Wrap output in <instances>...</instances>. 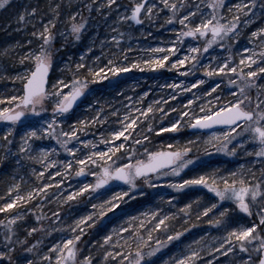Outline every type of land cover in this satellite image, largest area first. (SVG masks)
Instances as JSON below:
<instances>
[{
    "label": "snow or ice",
    "instance_id": "obj_1",
    "mask_svg": "<svg viewBox=\"0 0 264 264\" xmlns=\"http://www.w3.org/2000/svg\"><path fill=\"white\" fill-rule=\"evenodd\" d=\"M9 3L10 0H0V9ZM62 4L63 0L50 3V17L48 13L40 10L39 5L27 6L18 13L17 23L26 25L31 20H38L41 26L31 33L38 38L35 47H28L26 52L19 55L18 62L27 63L24 71L8 75L6 69L0 70V78L6 76L20 82L14 94L0 95V122L5 124L0 129V163L11 159L17 169L25 167V161L38 163L41 165L39 170L31 169L36 180L43 181L44 173L52 169L49 180L55 176L57 179L54 183L58 187L64 185L65 180L71 179L73 175L83 178V182L68 191L61 200L85 204L89 210L78 215L71 224L63 225L59 230V237L45 244V237L57 229L46 232L43 223L30 226L25 220L24 212L12 213L9 210L19 208L20 205H29L36 196L46 198L48 193L45 190H50L52 185L45 182L42 187L36 185L24 191L23 174L17 172V175H21V181L17 182L13 175V182L0 195V213L5 215L4 219H0V225L3 226V234L0 235V258L6 259L7 264H94L91 251L88 255L83 254V243L102 248L101 254L105 262H110L111 258V262L115 264H153L151 258L161 248L173 240H178L188 231V228L173 230L172 221L177 216L183 215L187 221L195 215L199 221L201 217L207 218L211 213L212 219H207V223L222 226L224 235L212 237L215 244L210 241L206 246H201L204 237L193 240L178 254L165 260L164 264H201L202 254L207 255L209 250L217 254L213 255V260L218 255L227 257L229 253L235 257L237 247L241 253L246 254L245 257L239 261L232 259L228 264H264V83L259 82L264 80V27L250 33L253 43L255 38H260L261 45L243 48V52L248 55L242 56L238 63L231 51L227 52L226 58L213 56L215 66L211 61L208 64L202 63L204 54L209 53L213 45L226 51L232 47L231 41L240 38L241 23L247 25L251 22L249 14L254 17L257 7L264 12V0H239L234 8H229V12L235 13L231 16L222 11L225 0H207L206 4L204 0L199 3L193 0H160L159 3L156 0H130L125 11L118 13L117 18L108 25L112 34L106 40L115 42V46L120 48V41L125 38L123 26H132V22L139 25L144 20L152 22L153 18H163L165 24L171 25L178 21L181 25L170 28V31L177 33L174 36L175 42L157 45L150 50L149 59L137 60L125 66L123 62L127 61V55L120 62L114 53H110L112 59H108L106 64L102 62L103 53L101 56H93L92 63L89 64L87 54L93 52V41L80 53L78 60L72 61L69 57L65 62L64 66L71 70V75L62 71L53 79L50 72L57 63V37L67 34L73 41L78 42L89 24V18L76 10L67 16L68 26L63 31L55 30L61 16ZM86 7L89 13L94 7L98 11L108 9L103 11V15L110 17L111 10L119 9L121 5L117 0H99L98 4L89 2ZM241 14L246 17L243 21ZM35 27L33 24V28ZM185 38L194 39L190 41ZM67 43L65 41L60 47H66ZM25 44L32 45L33 40L28 39ZM181 46H186L187 52H181ZM122 51L128 53L130 50L124 48ZM176 53H181L180 58L169 60ZM12 54L8 48L0 53L9 57ZM142 65L152 69L171 67L189 75L199 66L207 77L219 76L221 83L224 76H229L227 84L234 86L235 92L228 90L230 99L212 95L215 105L206 99L203 106L194 105L199 97L193 95L192 99H187V105L199 107L198 113L187 107L181 108L179 112L171 106L165 109L166 101L163 97L146 107L133 106L125 109L123 113L113 110L111 116L115 117V126L108 127L113 124V120L103 108L95 107L100 101L93 99L87 102L85 99L93 93L91 85ZM182 65L189 67L182 68ZM252 65H256L254 70ZM204 82L196 79L185 87V81L180 80L169 87L176 89L179 94ZM219 87V84L215 85V88ZM215 88L205 95L214 93ZM252 89H256L255 98ZM146 96L148 92H143L142 97ZM168 99L174 100L175 97L170 94ZM81 102L92 114L73 117ZM137 103L142 104V99L137 100ZM107 107L112 106L109 104ZM157 113L160 119L168 117L167 122L158 123ZM169 113H172L170 117ZM45 115L47 118H44ZM102 124L106 126V131L98 132L97 140L81 139L82 134ZM20 125L23 127L22 131H18ZM214 125L224 126L225 129L212 133L210 137V140L222 141L218 151L235 155L240 148L246 155L259 158L261 168L240 165L238 170L224 174L213 169L211 172H201L185 178L180 173L197 160V157L189 156L192 141H185L184 144L178 141L166 145L161 143L155 150L145 146L150 144L153 133L158 136L161 133H179L184 127L205 129ZM45 140L55 143L43 147L40 142ZM98 144L101 147L98 148ZM229 145L233 146L230 148ZM246 145L251 147H245ZM61 151L72 158L63 161L54 159ZM54 166H60V171H56ZM88 176L93 179L88 180ZM154 181L178 192L194 187H202L207 192L191 198L176 213L164 214L160 207L144 213L145 218H151L150 230L146 223L136 224L134 221L137 217L129 216L126 226L125 222L113 226L103 235L102 240H82L92 230L100 229L108 220L107 213L117 209L126 199L145 196L143 185L153 188L156 186ZM158 199L163 200V197ZM174 199L169 196V203ZM32 211L34 209L29 206L27 212ZM57 212L62 210L58 208ZM53 217L60 220L57 213H53ZM35 220L41 221L42 214L36 215ZM18 221L21 222L20 225L17 224ZM192 226L189 224V227ZM159 230H163V239L158 235ZM38 232L41 236L37 238L35 234ZM119 233H124V236H119ZM154 233L157 235L154 236ZM149 241H154L155 247ZM194 244L197 247H193ZM204 264H211V261Z\"/></svg>",
    "mask_w": 264,
    "mask_h": 264
},
{
    "label": "rangeland",
    "instance_id": "obj_2",
    "mask_svg": "<svg viewBox=\"0 0 264 264\" xmlns=\"http://www.w3.org/2000/svg\"><path fill=\"white\" fill-rule=\"evenodd\" d=\"M52 2H55V0H10L8 6L0 9V53H3L5 48H8L13 53L11 57L0 55V70L6 69L8 71V75L23 72L27 63L20 64L18 62L19 55L26 52L28 47H35V44L38 41V38L32 36L31 33L40 28L41 25L39 21L31 20L26 25L17 23L18 13L22 12L27 6L39 5L40 10L48 13V17H50L51 13L48 12V8ZM89 2L98 4L99 0H70V2L69 0H63L61 16L56 24L55 30L63 31V29L68 26L67 16L72 11L76 10L81 11L84 17L89 18V24L87 29L83 32L82 39L78 42L73 41L67 36V34H65L64 37H57L55 43L56 47L59 49V53L57 56V63L51 71L50 77L53 79L61 74L62 71L66 75H71V70L64 66L65 62L69 60V57H71L72 61L78 60L80 53L84 51L87 46L91 45L93 41L95 42L93 52L87 54L89 64L92 63L91 58L93 56H101L102 53V62L106 64L108 59H112V55H110V53H114L119 58L120 62H123V56L127 55V61L123 62L124 65L127 66V64H131L137 60L149 59L151 54L150 50L157 45H166L170 41L175 42L174 36L177 35V33L170 31V28L181 27L178 21L173 22L171 25L165 24V20L163 18H153L152 22L144 20L143 24L139 25H125L122 29L124 31L125 38L120 41V48H117L115 46V42L105 39L106 37H110L112 34L109 32L108 25L111 24L112 20L117 18L118 13L125 11L130 3V0H117V3H119L121 7L119 9L111 10L110 17H105L103 15V11H108V9L98 11L96 7H94L91 13H89L86 7ZM156 2L159 3L160 0H156ZM193 2L199 3L200 0H193ZM204 2L206 4L207 0H204ZM238 2L239 0H225V7L222 11L228 13V16L234 15V12H229V8H234L235 4ZM255 13L256 15L254 17L249 14V17H251L250 23L247 25L241 23L240 38L238 40L233 39L231 41L232 47L230 49L226 51L225 49H220L216 45H213L212 49L209 50V53L204 54L202 63L208 64L211 61L212 65L215 66L216 61L213 60L212 57L218 56L220 58H226L228 51L232 52L238 63L242 56L248 55V53L243 52V48H255L260 46V38H255V42L253 43L250 33L259 27H264V12H261L260 8L257 7V9H255ZM245 18L246 17L241 14V21ZM33 24L36 25L35 28H33ZM160 25L164 26L161 27ZM129 36L131 39H129ZM28 39L33 40L32 45L25 44V41ZM185 39L191 41L194 38ZM65 41H68L67 46L61 48L60 45ZM196 43H201V41H196ZM124 48H128L130 51L128 53H123L122 49ZM181 52H187V47L181 46ZM180 55L181 53H176L175 57L170 56L169 60H172L173 58H180ZM165 63L168 64V61ZM259 63L260 61L258 60L257 64ZM187 67H189V65H182V68ZM255 67L256 65H252L253 70ZM247 70L248 69L245 67V71ZM259 75L260 74H258V76ZM228 78L229 76H224L223 83H221V78L219 76L207 77L206 73L199 69V66L196 70H194L193 74L189 75L171 67L152 69L142 65L141 67L129 68L127 72L117 74L115 77H108L106 80L96 81L93 85H91L93 93L85 99L87 102H91L93 99H98L100 103L95 105V107L97 109L103 108L105 113L110 115V119L113 120V124L108 125V127H114L115 117L111 116V112L113 110H119L120 113H123L125 109H131L133 106L136 108L146 107L149 103L159 101L161 97H163L166 101V104L164 105L165 109L168 106H171L179 112L181 108L187 107L193 112L198 113L200 110L199 107L188 106L187 99H192L193 95L199 97V99L194 102V105L200 106L204 105L206 99L210 100L212 105H215V101L212 100V95L221 96L223 99H230L231 97L228 95V90L231 89L235 92V88L234 86L227 84ZM231 78L234 79L235 76H231ZM196 79H201L205 82L202 85H197L188 92L177 94L176 89L169 87V85L173 82L178 83L180 80H184V86L187 87L190 83H194ZM259 82L264 83V80H260ZM216 84H219L220 87L215 88ZM19 86V81L8 79L6 76L0 78V95L14 94L15 90L19 88ZM213 88H215V92L206 96L205 94ZM143 92H148V96L142 97ZM255 92L256 89H252L254 98ZM170 94L175 97L174 100L168 99ZM141 99L143 103H137V100ZM109 104L112 106L111 108L107 107ZM177 105H180V107H177ZM91 114V110L85 109L83 102H81L73 113V117ZM171 115L172 113H169V117ZM44 118H47V116L45 115ZM156 118L158 123H166L168 119V117L160 119L158 113L156 114ZM185 119H187V117H185ZM4 126V122H0V129H3ZM188 128L189 127L181 128L179 133L168 132L161 133L158 136L153 133L150 138V144L145 146L150 147L151 150H155L161 143L166 145L178 141L180 144H184L185 141H192L193 143L190 145L192 151L189 153V156H195L197 157V160L193 161L191 165L180 173V176L185 178L201 172H211L213 169L218 170L220 174H224L227 171L238 170L240 165H245L246 168H261L259 158L254 155H246L240 148L237 149V153L235 155H229L226 152L217 150L222 141H218L216 139L210 140V137L212 136V133L221 132L225 129L215 130L214 132L203 134L199 132L191 133ZM22 130V125L18 126V131ZM100 131H106V126L102 124L91 128V130L81 135V139L97 140V133ZM197 137L199 139H197ZM54 143L55 141L51 140L40 142L43 147L51 146ZM232 146L233 145H229L230 148ZM97 147L99 148L101 145L98 144ZM245 147H251V145H246ZM53 158L63 161L71 159L72 157L68 153L61 151ZM253 161H256V163L253 164ZM29 164L31 167H28ZM54 167L56 171H60V166ZM32 168L39 170L41 165L32 161H25V167L17 169L11 159L0 163V193L2 195V193L6 190V187L13 182V175H15V180L17 182L21 181V175H17V172L23 174L24 179L22 181V185L24 191H27L30 187L36 185L42 187L45 182L51 183V189L45 190L48 193L46 198L41 199L40 196H36L34 200L30 201L29 205H20L19 208L14 207L9 210L12 213L17 211L24 212L25 220L30 226H37L39 223H43L45 225L46 232H51L53 228L57 229V231L51 232L50 236L45 237V244H49V241H54L59 237L61 234L59 230L63 228V225L71 224L78 215L84 214L87 210H89L88 206L85 204L74 201L62 202L61 200V197L66 196L68 191L81 184L83 182V178L73 175L71 179L65 180L64 185L58 187L54 183L57 179L55 176H52L49 180V172H51L52 169H49V172L44 173L43 181H38L36 180V177L32 175ZM256 174L259 176V171H257ZM61 178L63 179V176H61ZM87 179L91 181L93 177L88 176ZM154 183H156V186L153 188L143 185V190L146 193L145 196H135V198L131 200L126 199V201L121 203L117 209H113L111 212L107 213L108 220L105 221L104 225L100 229L92 230L91 234L82 238V240H102L103 235L106 234L107 231L111 230L113 226H119L122 222H125L126 226L127 218L129 216L137 217L134 222L136 224L144 222L150 230L152 226L150 222L151 218H145L144 213L154 211L156 207H160L162 213L164 214L170 211L176 213L180 208H182L183 204L187 203L191 198L195 197L197 194L207 192V189H203L202 187H194L178 192L167 185L157 183L155 181ZM57 193H59V195H57ZM160 196L163 197V200L158 199ZM169 196L175 198L172 203H169L168 201ZM144 198L147 199V205L144 206V210L141 213L136 214L134 211L135 207L133 205L140 204L144 201ZM85 199H87V197ZM179 202L182 203L179 204ZM29 206H31L34 211L27 212V208ZM58 208L61 209L62 212L58 213ZM53 213L60 215V220L57 221L53 217ZM38 214H42V220L39 222L35 220V217ZM4 218L5 215L0 213V219ZM201 219L200 221L202 223H195V225L189 227L188 231L185 232L178 240H173L164 248H161L160 251L151 258L153 264H164L165 260L174 254H178L186 244L191 243L193 240H198L200 237H204L201 246H206L210 241L215 244V241H212V237L224 235V228L222 226L210 225L207 223V219H212L211 213L207 218L201 217ZM17 224L20 225L21 222L18 221ZM2 234L3 226L0 225V235ZM35 235L38 238L41 236V233L38 232ZM156 235L157 233H154V236ZM158 235L161 239H163V230H159ZM119 236L123 237L124 233H119ZM149 244L155 247L154 241H149ZM192 246L197 247L195 244ZM116 247L118 250V246ZM81 248L84 255H88L89 251L92 252L94 264H110L111 258L110 262H105L103 260V256L101 254L103 251L102 248L85 245L83 243L81 244ZM41 250H43V246H41ZM235 251L237 253L235 257L229 253L227 254V257L218 255L217 259L213 260V255L217 254L211 253L209 250L207 255L202 254L201 264H204V262L207 261H211V264H228V261H231L232 259L239 261L246 255L241 253L238 247ZM0 264H7L6 259L0 258ZM111 264H115V262H111Z\"/></svg>",
    "mask_w": 264,
    "mask_h": 264
},
{
    "label": "trees",
    "instance_id": "obj_3",
    "mask_svg": "<svg viewBox=\"0 0 264 264\" xmlns=\"http://www.w3.org/2000/svg\"><path fill=\"white\" fill-rule=\"evenodd\" d=\"M1 195V193H0ZM147 199L144 198V201H142L140 204H137V205H133L135 207V213L136 214H139L141 213L144 209V206L147 205ZM182 202H179V204H181ZM174 211V210H173ZM172 212V211H170ZM202 220V219H201ZM203 221V220H202ZM202 223L200 220L197 221L196 218H195V215L191 217L190 220H187L183 217V215L181 216H177L173 221H172V227H173V230H180L181 228H189V224H192V225H195V223Z\"/></svg>",
    "mask_w": 264,
    "mask_h": 264
},
{
    "label": "water",
    "instance_id": "obj_4",
    "mask_svg": "<svg viewBox=\"0 0 264 264\" xmlns=\"http://www.w3.org/2000/svg\"><path fill=\"white\" fill-rule=\"evenodd\" d=\"M133 24H135V22H133ZM188 129H189V131L191 133L199 132V133L205 134V133H208V132H214L215 130L224 129V126L214 125V126H211L210 128H205V129H193V128L189 127Z\"/></svg>",
    "mask_w": 264,
    "mask_h": 264
}]
</instances>
